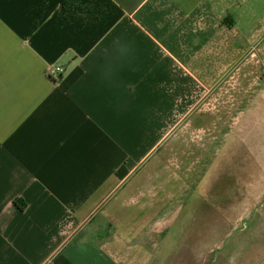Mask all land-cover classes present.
Segmentation results:
<instances>
[{
    "label": "crops",
    "instance_id": "crops-1",
    "mask_svg": "<svg viewBox=\"0 0 264 264\" xmlns=\"http://www.w3.org/2000/svg\"><path fill=\"white\" fill-rule=\"evenodd\" d=\"M234 129H264V0H0V264H264V210L228 246L264 182L215 189Z\"/></svg>",
    "mask_w": 264,
    "mask_h": 264
},
{
    "label": "rangeland",
    "instance_id": "rangeland-1",
    "mask_svg": "<svg viewBox=\"0 0 264 264\" xmlns=\"http://www.w3.org/2000/svg\"><path fill=\"white\" fill-rule=\"evenodd\" d=\"M227 121V115L221 116V124L227 123ZM229 122L234 123L235 121L230 120ZM256 124L257 123H255L254 126ZM231 127H234V125H231ZM228 129H225L221 133V140L225 138L227 139L226 135L228 133ZM229 133L231 135L230 140H226L225 142L227 143L225 144V146H222L220 148L221 153L220 156H218L216 162L217 164L214 173V180L216 182L219 181V183L218 186L215 187V189L219 190L217 194L219 193L220 200L222 201H226L225 198H229L230 194L233 196V192L235 193L236 191L234 196L236 198L235 200L238 201H236L238 204H242L244 198L242 195L238 194V192H240L241 190L239 189V185H241L242 183H247L248 181H251V184L260 181L264 182V179H261L260 177L262 170H260V165L256 162L257 154L251 151L253 149H256V147L260 145L263 147L264 154V129H234ZM207 179L208 178L205 179V189H207L208 187L211 188V186L206 183ZM209 181L212 180L209 179ZM234 184L236 185V187H234ZM252 187H254V185H252ZM206 191L208 193L210 189ZM258 198L259 197L253 196V210L248 211L245 218L243 217L245 213L244 211H237V224L235 226L236 230L233 231L232 229L231 231V239L228 243L229 247L234 246L237 243L238 246H241L240 244L243 238L244 241L242 247H245L247 251L255 250L256 245L260 244L259 238L261 236V230H259L258 227H254L253 225H255L254 222L257 220L258 215H261L264 210V195L260 196L259 199ZM229 238L230 235L227 236L226 240H228ZM260 246L262 245L260 244Z\"/></svg>",
    "mask_w": 264,
    "mask_h": 264
},
{
    "label": "built area",
    "instance_id": "built-area-1",
    "mask_svg": "<svg viewBox=\"0 0 264 264\" xmlns=\"http://www.w3.org/2000/svg\"><path fill=\"white\" fill-rule=\"evenodd\" d=\"M64 73V68L61 66H49L46 70V75L50 79H56Z\"/></svg>",
    "mask_w": 264,
    "mask_h": 264
},
{
    "label": "trees",
    "instance_id": "trees-1",
    "mask_svg": "<svg viewBox=\"0 0 264 264\" xmlns=\"http://www.w3.org/2000/svg\"><path fill=\"white\" fill-rule=\"evenodd\" d=\"M124 171H121V173L118 175L119 177L123 176ZM14 204L17 205L20 209L24 208V204L21 201H14Z\"/></svg>",
    "mask_w": 264,
    "mask_h": 264
}]
</instances>
